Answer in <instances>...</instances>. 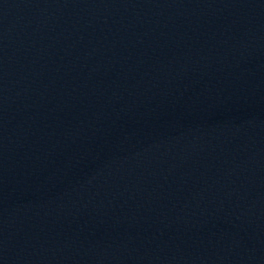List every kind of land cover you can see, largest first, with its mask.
<instances>
[{
    "label": "water",
    "instance_id": "95a60500",
    "mask_svg": "<svg viewBox=\"0 0 264 264\" xmlns=\"http://www.w3.org/2000/svg\"><path fill=\"white\" fill-rule=\"evenodd\" d=\"M0 264H264V0H187L0 104Z\"/></svg>",
    "mask_w": 264,
    "mask_h": 264
}]
</instances>
